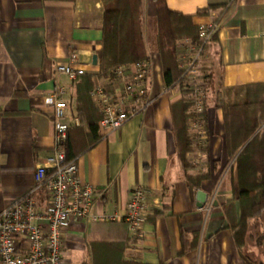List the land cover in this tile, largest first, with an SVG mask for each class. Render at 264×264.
Listing matches in <instances>:
<instances>
[{
    "label": "crops",
    "instance_id": "1",
    "mask_svg": "<svg viewBox=\"0 0 264 264\" xmlns=\"http://www.w3.org/2000/svg\"><path fill=\"white\" fill-rule=\"evenodd\" d=\"M162 3L191 17L197 30L216 26L198 62L213 85L264 84V0ZM142 11L144 21L154 20L156 2L142 0ZM116 19L102 0H0V211L33 189L36 167L56 150L51 109L44 104L56 88L67 103L64 122L71 132L80 125L78 83L58 74L56 66L66 64L71 52L86 73L119 66ZM146 54L150 105L116 130L98 129V141L74 162L80 181L95 190L93 215L122 216L134 187L148 191L154 213L138 239L119 220L72 226L63 264H90L88 246L95 242L125 243L124 259L140 264H246L229 228L238 218L235 202L229 209L235 198L230 181L188 186L176 159L174 106L182 93L165 85L159 55ZM199 190L205 199L198 206ZM33 196L45 205L42 192Z\"/></svg>",
    "mask_w": 264,
    "mask_h": 264
},
{
    "label": "built area",
    "instance_id": "2",
    "mask_svg": "<svg viewBox=\"0 0 264 264\" xmlns=\"http://www.w3.org/2000/svg\"><path fill=\"white\" fill-rule=\"evenodd\" d=\"M233 1L227 0L228 3ZM215 32V25H200L199 42L194 45L188 64L180 67L181 76L190 78L194 87L198 111L202 109L204 95L200 87L203 72L197 68V62ZM55 70L72 81L86 73L75 52L68 54L67 63L57 65ZM148 76L149 62L146 60L116 66L111 77L90 90L89 97L101 114V129L116 130L144 112L151 103ZM61 94L60 88H56L44 99V104L51 109L56 150L36 167L33 189L0 211V264H63V248L72 226L119 220L125 223L131 239H138L142 225L154 213L148 191L143 187H134L130 191L122 216L91 213L95 190L80 181L75 162L66 161L61 150L68 130L64 122L67 103ZM37 192L45 196L43 207L33 196Z\"/></svg>",
    "mask_w": 264,
    "mask_h": 264
},
{
    "label": "trees",
    "instance_id": "3",
    "mask_svg": "<svg viewBox=\"0 0 264 264\" xmlns=\"http://www.w3.org/2000/svg\"><path fill=\"white\" fill-rule=\"evenodd\" d=\"M157 4L156 17L152 20V24L157 26L156 30L160 34V40L166 38L167 43L164 46H160L159 49H151V52H156L161 58L163 66V78L167 87H177L181 90L184 86L181 78V73L177 70L176 62V43L178 40L188 39L191 44H197L199 42L198 30L193 26L191 17H185L180 14H175L168 11L163 5V0H154ZM107 13H118V33H117V59L119 66H129L139 61L146 60L149 62V58L146 54V50L142 45L137 48L135 39L133 37V22L131 18L130 6L127 0H102ZM140 7V0H138ZM140 10V9H139ZM141 25V24H140ZM129 30V31H128ZM109 28L106 29V32ZM124 31V33H123ZM165 41V42H166ZM140 43V42H139ZM113 69L107 68L103 72L99 73H85L78 76L73 82L78 83V90L76 95L75 113L79 119L80 125L77 129L71 132L68 127L67 138L61 150L64 152L66 161H74L78 153L94 145L99 136L97 134L100 129L99 122L101 114L95 107L94 102L89 97V92L95 86L107 78L112 76ZM210 78V76L208 75ZM211 80V78H210ZM264 84H252L246 85L240 88H252L261 87ZM227 90H233L236 88H224ZM219 109L222 107L215 104ZM189 106L184 101L183 96L180 101L175 104V114L177 115L178 124L176 130V153L180 155V166L184 172V178L189 187L199 188L203 182L201 178H193L188 173L189 165L186 163L185 153L187 146L186 139V122ZM206 111L205 103L203 104L204 115ZM201 114V115H202ZM87 130V131H86ZM228 131V129L226 128ZM251 132V130L249 131ZM87 135V138L85 137ZM228 135V140H227ZM243 141L238 138V135L233 138L226 132L225 145L227 153L230 157H233L238 149L242 146ZM250 144L246 146L235 159V178L230 180V188L235 195L229 209H233V203H236L238 209L237 221L231 223L229 228L232 231L233 240L240 251L242 259L246 264H256L252 262L248 257L242 254V247L245 243L246 225L249 219L258 217L261 211H264V179L256 178L250 181ZM232 172V171H231ZM228 209V211H229ZM258 245L264 244V235L257 240ZM125 249V243L122 242H95L88 246V256L90 264H140L137 262L126 261L123 256ZM258 264H263L262 262Z\"/></svg>",
    "mask_w": 264,
    "mask_h": 264
},
{
    "label": "rangeland",
    "instance_id": "4",
    "mask_svg": "<svg viewBox=\"0 0 264 264\" xmlns=\"http://www.w3.org/2000/svg\"><path fill=\"white\" fill-rule=\"evenodd\" d=\"M127 3L131 7L135 43L142 45L147 52L164 46L167 43L166 38L162 43L160 34L156 30L157 26L152 24V20L144 21L142 0H140V7L138 0H127ZM115 14L118 33L120 15L116 12ZM188 42L186 44L184 39L178 40L176 43L177 70L180 73V67L183 68L188 64L189 55L196 45ZM201 76L200 87L204 95L201 111L196 109L195 91L190 78L185 79L181 76L184 84L182 96L189 106L186 122L187 146L185 148L186 163L190 166L187 170L188 173L193 178L203 179L202 181L219 182L223 178L230 181L235 178L233 170L236 156L250 144V181L261 177L264 179V86L227 90L213 85L207 73H201ZM204 103L206 111L203 115ZM215 104H218L222 109L217 108ZM250 130L251 132H249ZM226 132L232 138L238 135V138L243 141L242 146L233 157H230L226 150ZM179 158L180 155L177 153L176 159L180 163ZM246 228L245 243L241 249L242 254L256 264L263 262L264 244L258 245L257 240L264 235V211H261L258 217L249 219ZM67 264L72 263L67 262Z\"/></svg>",
    "mask_w": 264,
    "mask_h": 264
},
{
    "label": "water",
    "instance_id": "5",
    "mask_svg": "<svg viewBox=\"0 0 264 264\" xmlns=\"http://www.w3.org/2000/svg\"><path fill=\"white\" fill-rule=\"evenodd\" d=\"M92 63L96 64V56H93ZM204 199H205V194L201 190L197 191V193H196V201H197V205L198 206L201 205L204 202Z\"/></svg>",
    "mask_w": 264,
    "mask_h": 264
}]
</instances>
